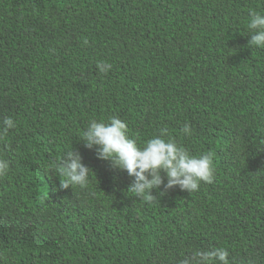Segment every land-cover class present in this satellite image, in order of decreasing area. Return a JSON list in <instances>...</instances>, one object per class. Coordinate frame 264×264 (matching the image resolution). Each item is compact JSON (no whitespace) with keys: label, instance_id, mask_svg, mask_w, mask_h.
<instances>
[{"label":"trees","instance_id":"trees-1","mask_svg":"<svg viewBox=\"0 0 264 264\" xmlns=\"http://www.w3.org/2000/svg\"><path fill=\"white\" fill-rule=\"evenodd\" d=\"M253 10L264 16V0H0V127L16 122L0 142V264H182L215 248L264 264ZM113 117L141 148L167 128L192 156L213 153L214 183L136 199L133 179L82 143ZM71 150L95 173L87 189L61 190L52 170Z\"/></svg>","mask_w":264,"mask_h":264},{"label":"clouds","instance_id":"clouds-1","mask_svg":"<svg viewBox=\"0 0 264 264\" xmlns=\"http://www.w3.org/2000/svg\"><path fill=\"white\" fill-rule=\"evenodd\" d=\"M251 22L248 25L253 33L248 47L264 49V16L256 11L250 12ZM85 46L89 41H84ZM112 65L100 62L97 68L107 75ZM16 127V122L5 119L0 127V142L6 141L9 131ZM185 135L191 136V125L183 129ZM128 125L119 118H111L106 124L92 120L82 134V143L89 151L95 150L97 159L110 162L114 169L126 172L133 179L129 187L136 199L146 205L155 206L159 199L152 195L153 190L164 188L165 193L179 187L190 195L200 190L201 184H212L215 181L214 154L202 157L192 156L185 148L178 147L175 141H166L169 135L167 128L160 130V138L149 140L141 148L136 140L127 135ZM10 147V146H9ZM9 170V163L0 159V178ZM60 179V189H87L90 174H95L83 163L78 151L71 150L52 169ZM165 176L167 185L165 187ZM182 264H229V252L224 248L211 251H200L186 257Z\"/></svg>","mask_w":264,"mask_h":264}]
</instances>
